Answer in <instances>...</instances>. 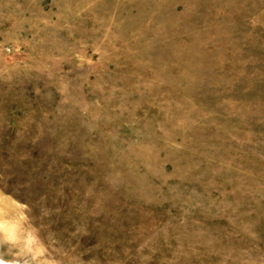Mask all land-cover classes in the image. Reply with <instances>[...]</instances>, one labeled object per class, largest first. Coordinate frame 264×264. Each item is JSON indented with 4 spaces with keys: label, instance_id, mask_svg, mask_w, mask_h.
Returning a JSON list of instances; mask_svg holds the SVG:
<instances>
[{
    "label": "rangeland",
    "instance_id": "rangeland-1",
    "mask_svg": "<svg viewBox=\"0 0 264 264\" xmlns=\"http://www.w3.org/2000/svg\"><path fill=\"white\" fill-rule=\"evenodd\" d=\"M0 264H264V0H0Z\"/></svg>",
    "mask_w": 264,
    "mask_h": 264
}]
</instances>
